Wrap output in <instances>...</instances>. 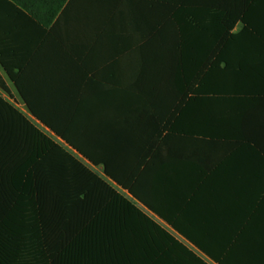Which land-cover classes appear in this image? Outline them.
<instances>
[{"label":"crops","instance_id":"obj_1","mask_svg":"<svg viewBox=\"0 0 264 264\" xmlns=\"http://www.w3.org/2000/svg\"><path fill=\"white\" fill-rule=\"evenodd\" d=\"M226 10L224 0H70L44 31L16 30L5 61L46 122L114 140V154L130 126L139 198L33 118L0 68L1 98L175 242L135 245L129 264H264V40L221 39Z\"/></svg>","mask_w":264,"mask_h":264},{"label":"trees","instance_id":"obj_2","mask_svg":"<svg viewBox=\"0 0 264 264\" xmlns=\"http://www.w3.org/2000/svg\"><path fill=\"white\" fill-rule=\"evenodd\" d=\"M69 1L0 0V68L33 118L137 198L139 171L133 152L138 144L130 126L125 125L124 138L118 141L123 153L114 154V140L76 137L75 128L46 122L28 105L16 73L5 61L7 52H14L10 44L20 25L27 22L44 31ZM224 1L227 10L216 16L221 39L254 35L264 40V0ZM238 22L241 31L231 34ZM0 90L10 95L1 75ZM141 243L175 242L0 97V264H129L131 248Z\"/></svg>","mask_w":264,"mask_h":264},{"label":"rangeland","instance_id":"obj_3","mask_svg":"<svg viewBox=\"0 0 264 264\" xmlns=\"http://www.w3.org/2000/svg\"><path fill=\"white\" fill-rule=\"evenodd\" d=\"M13 101H12V105L18 110V111H20V112H22L23 114L25 113L26 114V111H25V109L19 104V102L18 101H16V100H14L13 98H11ZM55 143L59 146V147H61V148H63V149H65L66 148V146L62 143V142H58V141H55ZM67 149V148H66ZM93 172L96 174V175H99L100 174V176H101V172H100V170H97V169H95V170H93Z\"/></svg>","mask_w":264,"mask_h":264}]
</instances>
